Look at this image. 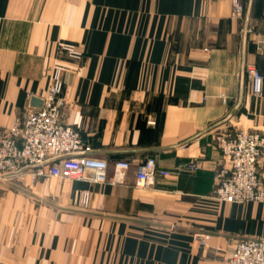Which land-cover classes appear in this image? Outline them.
Masks as SVG:
<instances>
[{
  "label": "crops",
  "instance_id": "obj_1",
  "mask_svg": "<svg viewBox=\"0 0 264 264\" xmlns=\"http://www.w3.org/2000/svg\"><path fill=\"white\" fill-rule=\"evenodd\" d=\"M239 2L240 17L234 0H0V136L24 121L31 97L43 99L58 62L60 121L79 133L80 155L109 166L102 184L50 176L49 166L0 178V264H224L238 241L264 239V202L213 197L215 135L264 136V0ZM59 42L82 58H66ZM148 158L155 185L137 188ZM121 160L130 168L112 184ZM258 173L264 184V152Z\"/></svg>",
  "mask_w": 264,
  "mask_h": 264
},
{
  "label": "built area",
  "instance_id": "obj_2",
  "mask_svg": "<svg viewBox=\"0 0 264 264\" xmlns=\"http://www.w3.org/2000/svg\"><path fill=\"white\" fill-rule=\"evenodd\" d=\"M243 6L234 0L233 13L240 17ZM58 49L66 58L78 61L82 58L79 48L67 42H59ZM67 71L63 64L55 62L50 68L49 84L43 105L30 109L23 122H13L0 136V178L19 175L23 170L35 168L36 174H47L65 180L102 184L108 181L106 160L80 155L84 152L79 133L60 121L64 106L62 76ZM252 92L261 95L262 77L253 67L247 68ZM214 144L221 154V162L214 173L213 197L222 202L243 204L264 202V184L258 173L259 160L264 152V136L247 129L223 130L214 137ZM52 161L43 166L44 163ZM130 168L126 161H117L112 168V184H122ZM195 172L197 162L187 165ZM29 170V169H28ZM157 176L154 158H148L136 166L135 186L150 188ZM89 193L83 192L81 203L88 204ZM209 235L198 236L205 246ZM224 264H264V239L238 241L230 250Z\"/></svg>",
  "mask_w": 264,
  "mask_h": 264
},
{
  "label": "water",
  "instance_id": "obj_3",
  "mask_svg": "<svg viewBox=\"0 0 264 264\" xmlns=\"http://www.w3.org/2000/svg\"><path fill=\"white\" fill-rule=\"evenodd\" d=\"M249 9H250V3L248 5V9H247V14H246V21H245V26H244V33H243V40L245 41V38H246V32H247V22H248V15H249ZM243 69H244V48H243V54H242V76H243ZM31 108L32 109H39L42 107L43 105V99H36L35 97H31V104H30ZM237 107V106H236ZM236 108H234L223 120L217 122L216 124H213L212 126L208 127L206 130H204L202 133L204 132H207L217 126H220L222 124H224L232 115L233 113L235 112ZM200 134L196 135L195 137L199 136ZM52 161H49V162H46L43 164V166L51 163ZM35 168H38V166H33V167H30V168H27L25 170H23L22 172L28 170V169H35ZM22 172H20L19 174H21Z\"/></svg>",
  "mask_w": 264,
  "mask_h": 264
},
{
  "label": "rangeland",
  "instance_id": "obj_4",
  "mask_svg": "<svg viewBox=\"0 0 264 264\" xmlns=\"http://www.w3.org/2000/svg\"><path fill=\"white\" fill-rule=\"evenodd\" d=\"M220 128V127H219ZM222 128V127H221ZM220 130H222V129H220ZM219 132H223V130L222 131H219Z\"/></svg>",
  "mask_w": 264,
  "mask_h": 264
}]
</instances>
